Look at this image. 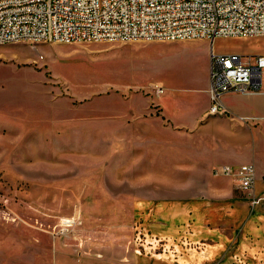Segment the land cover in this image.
Segmentation results:
<instances>
[{"label": "rangeland", "instance_id": "rangeland-1", "mask_svg": "<svg viewBox=\"0 0 264 264\" xmlns=\"http://www.w3.org/2000/svg\"><path fill=\"white\" fill-rule=\"evenodd\" d=\"M212 46L246 60L264 36L0 44V264H144L168 249L106 187L184 165L158 126L189 122Z\"/></svg>", "mask_w": 264, "mask_h": 264}, {"label": "crops", "instance_id": "crops-1", "mask_svg": "<svg viewBox=\"0 0 264 264\" xmlns=\"http://www.w3.org/2000/svg\"><path fill=\"white\" fill-rule=\"evenodd\" d=\"M202 84L189 90L190 98L195 97L189 122L163 121L158 126L169 138L167 144L176 147V161L184 165L170 176L162 173L157 181L143 183L142 175L134 174L127 186L112 181L106 190L132 196L143 232L165 241L168 249L144 264H264V199L252 203V197H264V79L258 91L223 95L228 112L216 114L210 112V75ZM104 118L106 124L114 119ZM139 127L141 132L129 129L122 141L149 133L148 126ZM110 131L107 124L106 134ZM246 163L255 165L257 175L247 191L233 177L213 171Z\"/></svg>", "mask_w": 264, "mask_h": 264}, {"label": "built area", "instance_id": "built-area-1", "mask_svg": "<svg viewBox=\"0 0 264 264\" xmlns=\"http://www.w3.org/2000/svg\"><path fill=\"white\" fill-rule=\"evenodd\" d=\"M264 36V0H0V44L23 40L168 41ZM211 113H227L229 92L262 88L264 54H217L210 50ZM162 93L158 87L157 94ZM242 190L256 181L253 163L216 167ZM252 197V203L263 200Z\"/></svg>", "mask_w": 264, "mask_h": 264}]
</instances>
